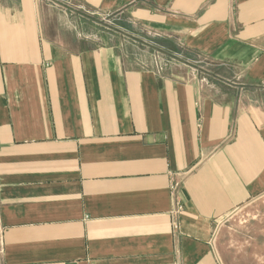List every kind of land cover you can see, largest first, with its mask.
Masks as SVG:
<instances>
[{
	"label": "crops",
	"instance_id": "crops-1",
	"mask_svg": "<svg viewBox=\"0 0 264 264\" xmlns=\"http://www.w3.org/2000/svg\"><path fill=\"white\" fill-rule=\"evenodd\" d=\"M260 201L264 0H0V264H264Z\"/></svg>",
	"mask_w": 264,
	"mask_h": 264
},
{
	"label": "rangeland",
	"instance_id": "rangeland-1",
	"mask_svg": "<svg viewBox=\"0 0 264 264\" xmlns=\"http://www.w3.org/2000/svg\"><path fill=\"white\" fill-rule=\"evenodd\" d=\"M98 23L101 30L111 31L113 36H111L110 39L112 41L117 39V33H119L120 29L116 27L118 25L115 22H112L109 17L104 16L100 17ZM112 31L116 33H113ZM131 39L134 40L136 37L134 36ZM261 213H264V201L249 204L245 206V208L238 210L235 216L231 218L232 225L234 228H242L247 224H251V226H257L259 228L264 227V215Z\"/></svg>",
	"mask_w": 264,
	"mask_h": 264
},
{
	"label": "built area",
	"instance_id": "built-area-1",
	"mask_svg": "<svg viewBox=\"0 0 264 264\" xmlns=\"http://www.w3.org/2000/svg\"><path fill=\"white\" fill-rule=\"evenodd\" d=\"M177 186L178 183H174L173 185H171V190L176 191ZM178 210H181V206L178 207Z\"/></svg>",
	"mask_w": 264,
	"mask_h": 264
}]
</instances>
